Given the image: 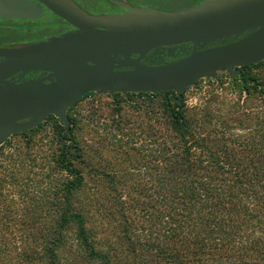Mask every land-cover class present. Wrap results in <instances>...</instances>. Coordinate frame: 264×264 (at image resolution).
<instances>
[{"label": "trees", "instance_id": "16d2710c", "mask_svg": "<svg viewBox=\"0 0 264 264\" xmlns=\"http://www.w3.org/2000/svg\"><path fill=\"white\" fill-rule=\"evenodd\" d=\"M253 69L264 60L241 68L245 86L225 74L238 102L117 93L115 132L96 148L87 151L70 114V134L56 124L53 166L12 155L17 166H0V264H264V74ZM133 96L146 112L124 111ZM135 131L146 148L131 143Z\"/></svg>", "mask_w": 264, "mask_h": 264}, {"label": "water", "instance_id": "95a60500", "mask_svg": "<svg viewBox=\"0 0 264 264\" xmlns=\"http://www.w3.org/2000/svg\"><path fill=\"white\" fill-rule=\"evenodd\" d=\"M42 4L76 29L0 51V145L48 115L70 134L68 110L91 92H174L181 101L187 89H199L200 80L220 73L245 86L241 68L264 60V0H205L177 11L130 7L98 16L72 0H0V17L35 18ZM182 44L191 48L185 56L157 65L141 62L159 47L174 57V46ZM28 69L49 72L48 83L5 80Z\"/></svg>", "mask_w": 264, "mask_h": 264}, {"label": "rangeland", "instance_id": "374dc122", "mask_svg": "<svg viewBox=\"0 0 264 264\" xmlns=\"http://www.w3.org/2000/svg\"><path fill=\"white\" fill-rule=\"evenodd\" d=\"M252 74H264V69L251 71ZM221 86V92L218 91L217 85ZM199 89H187L184 92L185 103L187 107L202 106L206 100H211L213 96L220 95L222 102L227 101H237L240 97H243V92L239 86L232 87L230 83V78L224 73L218 75V79L201 80L198 82ZM118 100H121V96H116ZM134 102H136L135 107L132 105L121 102L125 112L133 113L135 108L140 107V112H146V98L133 96ZM241 99V98H240ZM227 100V101H226ZM114 100L109 95H95L90 94L85 99L77 103L73 109L69 110L68 114L75 117H79L82 121V126H84L81 131H78L77 137L82 139V143L85 144L89 152V147L96 148V142L99 140L101 143L104 142L102 138L110 135V132H115L113 129L114 122L111 121L113 115ZM98 110V113H103V119L101 122L105 124L104 126H109L105 128L104 126L95 125L94 123H89L88 118L91 117L90 113L94 110ZM58 120L55 118L47 119L40 127L35 130L26 132L24 134H16L10 138L3 146V153L0 154V166H17L20 162H14L13 156L19 150L22 153L30 154V156L23 161L24 166H53L51 163L52 155L56 153L59 148L57 143V128L56 124ZM86 124L94 129L91 131L86 127ZM106 126V127H107ZM96 130V131H95ZM134 136H130L129 139L131 143L135 144L138 148H146V133L144 135L139 134L138 131ZM122 141L126 137H122ZM11 155V158L9 157ZM90 156V155H89ZM92 158L90 162L93 164H99L100 162L104 164L102 160L96 159L94 154L91 155ZM34 158V159H33ZM37 170V169H35Z\"/></svg>", "mask_w": 264, "mask_h": 264}, {"label": "flooded vegetation", "instance_id": "af4514ba", "mask_svg": "<svg viewBox=\"0 0 264 264\" xmlns=\"http://www.w3.org/2000/svg\"><path fill=\"white\" fill-rule=\"evenodd\" d=\"M25 1H33V0H25ZM72 1L86 12L94 16H98L109 13H113V14L124 13L130 7H149L157 10L177 11V10L190 8L205 0H72ZM42 9H43V13L35 18L29 17L22 19L16 17H11V18L0 17V51L14 49L23 44L33 43L40 39L64 34L70 31H74L76 29V27L73 24L69 23L62 16L54 13L44 4H42ZM214 45H217V43L210 44L209 46H214ZM174 47H175L174 57L165 56L164 53L167 52L168 47H159L157 49H153L148 53H146L145 56L142 58L141 62L151 65L162 64L171 61L175 58L185 56L191 51L189 44H182ZM180 48H184V50H180ZM131 57H136V55H132ZM48 76H49V72L38 69H28L27 71L24 72L18 71L15 73H11L5 78V80L16 84L30 80H40L43 81L44 83H48V81L45 80V78H47ZM90 94H95V93L91 92L86 94L84 97H82L81 100L76 102L74 105L85 99ZM49 118H55V117L53 115L46 116L44 121L40 123L39 126L31 130L37 129ZM28 131L18 134H24Z\"/></svg>", "mask_w": 264, "mask_h": 264}]
</instances>
